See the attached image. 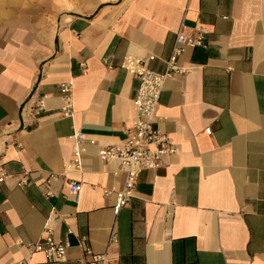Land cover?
Listing matches in <instances>:
<instances>
[{
	"label": "crops",
	"instance_id": "1",
	"mask_svg": "<svg viewBox=\"0 0 264 264\" xmlns=\"http://www.w3.org/2000/svg\"><path fill=\"white\" fill-rule=\"evenodd\" d=\"M196 23L206 45L184 48L189 72L155 113L175 153L116 214L124 175L98 152L136 120L138 81L121 64L163 73ZM48 230L68 244L62 263L26 249ZM85 248L107 264H264V0H0V264H82Z\"/></svg>",
	"mask_w": 264,
	"mask_h": 264
},
{
	"label": "built area",
	"instance_id": "2",
	"mask_svg": "<svg viewBox=\"0 0 264 264\" xmlns=\"http://www.w3.org/2000/svg\"><path fill=\"white\" fill-rule=\"evenodd\" d=\"M208 34L207 28L198 23L191 29L181 26L176 33L172 53L165 62V71L161 74L150 71L146 60L125 57L122 62L121 68L138 81L136 96L133 100L136 120L123 141L117 145L104 147L98 152L102 161L117 162L124 175L122 188L114 193V211L116 214L129 204L138 176L143 171L157 169L161 165L163 157L175 153V148L169 145L166 134L155 128V113L165 83L175 75H184L189 72V70L178 65V59L184 48L205 47ZM59 90L64 103L60 114L64 118H71L73 115L71 83L61 84ZM45 101L46 96L39 97L32 107L33 112L37 114L43 112ZM205 133L211 135V129H206ZM77 140H80V137H77ZM79 156L80 150L77 149L75 152L76 159ZM72 165L74 164L71 163L68 167ZM68 187L69 193L77 198L81 190L80 183L71 181ZM105 194L109 193L106 192ZM109 241L115 243L116 235H111ZM67 248L68 244L56 241L49 230L41 241L26 245L29 252L42 253L46 261L59 263L65 261ZM81 263L107 264L108 260L105 255L95 254L91 249L85 248Z\"/></svg>",
	"mask_w": 264,
	"mask_h": 264
}]
</instances>
